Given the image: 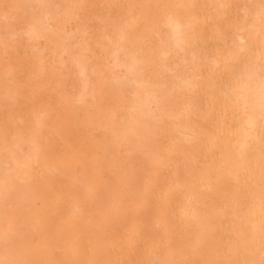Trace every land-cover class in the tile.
<instances>
[{
	"label": "bare ground",
	"instance_id": "obj_1",
	"mask_svg": "<svg viewBox=\"0 0 264 264\" xmlns=\"http://www.w3.org/2000/svg\"><path fill=\"white\" fill-rule=\"evenodd\" d=\"M264 0H0V264H264Z\"/></svg>",
	"mask_w": 264,
	"mask_h": 264
},
{
	"label": "snow or ice",
	"instance_id": "obj_2",
	"mask_svg": "<svg viewBox=\"0 0 264 264\" xmlns=\"http://www.w3.org/2000/svg\"><path fill=\"white\" fill-rule=\"evenodd\" d=\"M262 85H264V79H262ZM261 118L264 119V104L261 106ZM264 127V126H262Z\"/></svg>",
	"mask_w": 264,
	"mask_h": 264
}]
</instances>
